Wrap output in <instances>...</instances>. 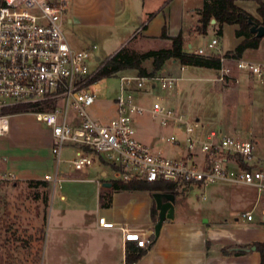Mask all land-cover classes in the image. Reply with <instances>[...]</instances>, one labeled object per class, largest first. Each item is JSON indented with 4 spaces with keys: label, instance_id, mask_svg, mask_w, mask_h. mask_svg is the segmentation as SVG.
Listing matches in <instances>:
<instances>
[{
    "label": "built area",
    "instance_id": "1",
    "mask_svg": "<svg viewBox=\"0 0 264 264\" xmlns=\"http://www.w3.org/2000/svg\"><path fill=\"white\" fill-rule=\"evenodd\" d=\"M68 0H0V135L9 131V114L4 108L20 103L50 102V107H40L32 112L51 130V153L55 160L54 174L47 173L46 180L60 181L57 170L61 162L82 169L92 162V156L104 159L121 180L131 178L149 182L166 179L176 182L177 190L184 191L194 183L200 186L216 181H230L254 185L257 199L264 198V160L254 153L249 139L225 134L220 128L209 129L203 138L195 135L200 126L198 117L179 111L158 100L150 107L144 106L136 93L147 88H170L182 76L163 74H118V93L114 98L116 115L105 122L92 117L87 107L96 93L97 81L93 75L98 65L88 69V49L73 48L61 26L67 11ZM218 39L212 37L210 48ZM95 46L92 45L91 49ZM197 54L209 55L202 47ZM221 63L219 75L214 80L237 82L232 74L234 66L264 80V62L232 58L218 51ZM184 65H181L183 69ZM158 97V96H157ZM149 110L162 125H172L183 130V137L174 132L165 136L173 144L185 142L188 152L179 157L165 155L139 140L134 117ZM71 145L74 155L63 158L62 148ZM199 150V156L194 153ZM10 171L0 172V181L15 180ZM264 219V207L262 208ZM245 217L253 218L245 211ZM103 226L114 222L99 217ZM125 241L133 240L147 249L153 243V234L135 230L126 223L119 224Z\"/></svg>",
    "mask_w": 264,
    "mask_h": 264
},
{
    "label": "crops",
    "instance_id": "2",
    "mask_svg": "<svg viewBox=\"0 0 264 264\" xmlns=\"http://www.w3.org/2000/svg\"><path fill=\"white\" fill-rule=\"evenodd\" d=\"M84 1L90 2V0ZM91 1L109 2V0ZM111 1L110 8L115 15V0ZM118 2L121 6L133 10L129 12L131 16L130 25L123 24L129 30L124 33L123 39L114 45L115 47L109 54L114 53L122 44L128 43L136 35L147 39H157L159 35H157L158 29H154V20L159 21V23L165 20L164 22H168L170 27L174 15H177L179 21L176 22L175 30L170 27L169 35L181 32L185 38L183 48L187 50V47L192 46L190 39L195 35L194 25L198 21V9L202 6L203 0H118ZM236 3L255 17L261 18L257 11L258 2L256 0H236ZM161 10L164 11L163 18L158 16ZM149 12L151 15L147 18ZM185 14H188V19L184 18ZM67 20L72 22L73 18L69 16ZM236 27L235 24L233 26L234 32ZM240 39L241 37L235 35L230 47L223 48L221 45V48L214 52L230 50ZM93 45L95 46V44ZM211 52L213 53V51ZM96 58L99 59L100 56H96ZM240 58L264 62V35L260 38L257 47L245 48ZM170 60L172 62L177 61L172 58ZM181 65H184L183 69H181ZM166 67L164 63L158 71L164 72ZM179 70L178 74L163 73L182 76L170 87L171 90L165 93L166 103L164 104L175 108L183 106L180 103L181 99L176 87L177 81L189 79L210 81L208 91L212 94L209 98L214 100L217 107L211 116L212 120L216 119V121L211 120L213 123L209 122L210 116H203V120H200V114L189 113L198 117L200 121V126L195 135L203 138L209 129L220 128L225 134L251 140L255 156L264 160V133L256 124L260 112L256 101H262L263 104L260 107H264V80H256L249 73L237 69L234 64L232 74L238 77L237 82L214 80L213 78L220 73L219 69L214 67L180 63ZM186 70L188 73H184ZM126 72L135 73L137 71L126 70ZM140 96L141 92L136 93L139 101ZM169 126L172 129L175 128L172 125ZM40 131L41 134L36 136V139L43 140L41 143L50 147V128ZM10 133L11 125L9 123V131L5 135H0V142ZM175 145L182 149L179 156L188 152L185 142L181 141ZM64 147L66 152H70L71 155L63 157L61 151L63 158L74 155L76 151L74 146L66 145ZM155 147L164 153L163 148ZM194 153L197 156L200 155L197 148ZM1 157L3 161L7 160L5 155ZM106 164L104 159H99L94 155L92 162L82 169H75L67 162L60 163L57 170L60 181H74L75 183L70 186L69 195L60 191L57 200L51 199L49 193L45 218V222L48 221V226L44 229L43 225L40 264H126V244L135 242L124 240L119 228V224L122 223H126L132 229L151 233L154 237L150 247L145 249L144 253L130 264H259L260 254L255 249L253 242L264 240L262 214L264 198L257 199V190L254 195L249 193V186L255 187L254 185L230 181H216L202 185L205 188L209 185L230 183L246 187L240 191H236L235 187H231L229 191L224 186L215 187L214 198L216 200H235V203H228L229 208L223 217L213 219H209V217L203 219L177 217L176 193L179 190H176L173 201V216L163 220L159 233L156 235L154 224L158 218L159 210L153 192L162 190L114 189L112 185L110 187L103 186L102 183L106 180L118 179L117 174L112 171V167L107 164L110 167L109 171ZM55 167L56 164L54 165V172ZM3 171H10L16 175V179L12 180V183L45 180V186L49 185V180H46L44 176L35 175L30 169L5 170L0 167V172ZM47 173L49 172L44 174ZM191 188L193 186L189 187V189ZM101 199L106 201L109 199V203L102 205ZM238 204L246 205L241 210V220L238 217L239 211L236 209ZM255 209L258 210L256 217L254 215ZM249 210L253 214V218L250 220L244 215V212ZM100 216H105L107 220L113 221L114 225H101L99 223ZM236 250L243 252L236 254L234 253Z\"/></svg>",
    "mask_w": 264,
    "mask_h": 264
},
{
    "label": "rangeland",
    "instance_id": "3",
    "mask_svg": "<svg viewBox=\"0 0 264 264\" xmlns=\"http://www.w3.org/2000/svg\"><path fill=\"white\" fill-rule=\"evenodd\" d=\"M97 2H92L91 0L90 2L68 0L67 11L62 16L61 21L62 29L69 43L75 49L85 48L89 50L87 64L90 70L94 69L101 59L107 57L115 47L114 45L120 39H123L124 33L129 30L123 24L130 25L131 16L129 12L133 10L127 9L126 6H121L118 0H115L116 14L113 15L114 13L110 8L111 0L109 2ZM150 13L147 14V18L150 17ZM163 13V10L159 11L158 16L163 18ZM69 16L73 18L72 22L67 20ZM176 16L172 17L170 25L171 29L174 30L177 26L176 22L179 21ZM184 18L188 19V14H185ZM164 21L159 23V21L154 20V29H158L157 35L161 34L163 26L166 27V32L169 34L171 29L168 26V22ZM196 24H198V21ZM233 26L235 24H224V33L222 29V34L217 32V25L213 22L207 25L205 31L194 29L195 35L190 39L192 46L187 47V50L194 51L198 47H202L207 53L218 50L221 45L223 48L230 47L236 35ZM212 37L218 39V44L214 48L208 46V42ZM93 44H95V48L91 49ZM128 44L135 49L146 50L148 48L168 46L170 40L159 36H157V39H147L136 35ZM96 56H100V60ZM144 64L150 70L152 68L151 58L144 60ZM165 66H167V69L164 72L161 71L162 73L178 74L180 72L179 61L172 62L167 59ZM120 73L127 72L124 70ZM184 73H188V71L186 70ZM117 75L118 73L100 78L97 81V85L93 86L96 98L87 107V110L92 117L101 122L109 120L116 114L114 98L118 93ZM209 85L210 81L206 80L189 79L177 81L176 87L181 99L180 103L183 105H180L181 107H177V109L185 113L200 114V120H203V116H210L211 118L209 117L208 120L210 122L212 120L211 114L215 113L214 110L217 107L214 100L209 98L212 94L208 91ZM169 90L171 89L156 87L153 90H149L147 88L145 92H141L140 102L146 107H150L155 100L166 103L164 95ZM256 102L257 108H260L256 124L264 133V107H260L263 102L260 100ZM211 110H213V113ZM134 121L136 136L139 140L147 142L152 147L160 146L164 149V154L167 156L177 157L180 155L182 149L168 142L164 137L172 131L181 138L183 137L182 129L177 127L172 129L169 125H162L159 118L153 117L147 109L142 114L136 115ZM212 121L214 122L216 119ZM9 123L11 125V133L0 142V167L5 170L16 168L30 169L37 176H45L44 173L46 172L54 174L55 162L50 147L41 143L43 140L36 139V136L41 134L40 130H48L49 126L43 121H38L32 112L9 114ZM3 155L7 157V160L3 161L1 157ZM66 155L69 156L71 154L66 152L64 147L62 156ZM108 165L106 164V167L110 171ZM74 183V181L66 180L54 183L53 180H49V185L45 186L28 181L15 183H12V180L0 181V264H40L43 225L44 229L48 226V221L45 222V218L49 193L51 199L57 200L60 191L69 195L70 186ZM220 186L227 188V191L231 187H235L236 191L246 189L240 184L224 183L203 188L199 184L194 183L193 188L176 193L177 217L184 219L223 217L225 212H227V208H229L228 203H235V200H216L214 198V189ZM256 190L257 188L255 189L252 186L248 188L249 193L253 195L254 193L256 194ZM245 207L246 205L238 204L236 208L239 211L238 217L240 220L242 219L241 210ZM254 215L255 217L258 215L257 209L254 210Z\"/></svg>",
    "mask_w": 264,
    "mask_h": 264
},
{
    "label": "trees",
    "instance_id": "4",
    "mask_svg": "<svg viewBox=\"0 0 264 264\" xmlns=\"http://www.w3.org/2000/svg\"><path fill=\"white\" fill-rule=\"evenodd\" d=\"M258 2L257 11L261 18H257L250 12L242 8L236 3V0H203L202 6L198 9V24L194 29L205 31L211 19H215L217 32L222 34L223 25L225 23H234L237 25L235 34L241 37L240 41L230 50L224 51L225 55L232 58H240L243 50L247 47H257L262 36H258L250 30L253 22L264 24V0H256ZM161 38L170 40V44L165 47L148 48L146 50H138L130 46L128 43L123 44L114 53L109 54L103 59H99V64L92 80L97 81L100 78L119 74L124 70H136L139 74H150L158 71L167 59H175L181 64L199 65L205 67L219 68V53L213 52L209 55L197 54L194 51H188L183 48L185 38L181 32L169 35L166 27L163 26L159 35ZM151 58L152 68L149 70L144 60ZM50 107V102L36 103H20L4 108L6 113L29 112L40 107ZM35 183L45 185V180H35ZM114 189H149L162 190L175 193L177 184L174 181L166 179H157L147 181L144 179L131 178L128 180L113 179L111 180ZM46 200V198H45ZM109 199H101V204L106 205ZM154 213V209H153ZM255 249L260 254L259 264H264V240L254 241ZM145 249L136 245V243L126 244L125 262L130 264L136 261ZM236 250L234 253H242Z\"/></svg>",
    "mask_w": 264,
    "mask_h": 264
},
{
    "label": "water",
    "instance_id": "5",
    "mask_svg": "<svg viewBox=\"0 0 264 264\" xmlns=\"http://www.w3.org/2000/svg\"><path fill=\"white\" fill-rule=\"evenodd\" d=\"M215 19L212 18L211 22H214ZM250 30L255 32L256 35L262 36L264 35V24H257L255 22L252 23ZM103 186L110 187L112 185L111 181H104L102 183ZM153 196L156 201V206L159 210L158 218L154 224V233L157 235L159 233V229L163 220L166 217L173 216V201H174V193L166 192V191H154Z\"/></svg>",
    "mask_w": 264,
    "mask_h": 264
}]
</instances>
